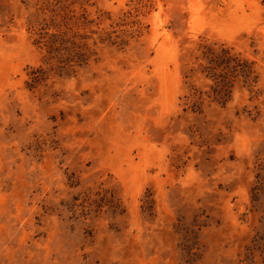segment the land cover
Segmentation results:
<instances>
[{
    "label": "rangeland",
    "instance_id": "374dc122",
    "mask_svg": "<svg viewBox=\"0 0 264 264\" xmlns=\"http://www.w3.org/2000/svg\"><path fill=\"white\" fill-rule=\"evenodd\" d=\"M0 264H264V0H0Z\"/></svg>",
    "mask_w": 264,
    "mask_h": 264
},
{
    "label": "trees",
    "instance_id": "16d2710c",
    "mask_svg": "<svg viewBox=\"0 0 264 264\" xmlns=\"http://www.w3.org/2000/svg\"><path fill=\"white\" fill-rule=\"evenodd\" d=\"M205 47H206V46H205ZM206 52H207L208 54H210L211 56L214 55V54H213V51H212L209 47H206Z\"/></svg>",
    "mask_w": 264,
    "mask_h": 264
}]
</instances>
